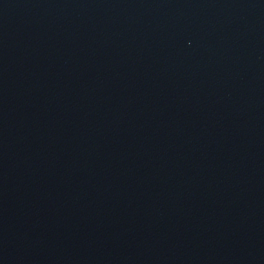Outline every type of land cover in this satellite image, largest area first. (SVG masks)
I'll return each mask as SVG.
<instances>
[{"label":"water","instance_id":"water-1","mask_svg":"<svg viewBox=\"0 0 264 264\" xmlns=\"http://www.w3.org/2000/svg\"><path fill=\"white\" fill-rule=\"evenodd\" d=\"M0 264H264V0H0Z\"/></svg>","mask_w":264,"mask_h":264}]
</instances>
